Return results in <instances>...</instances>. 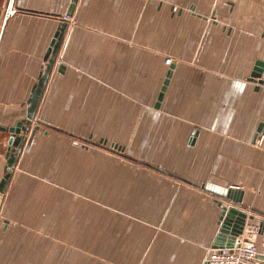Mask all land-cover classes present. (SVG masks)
<instances>
[{
    "label": "crops",
    "instance_id": "crops-1",
    "mask_svg": "<svg viewBox=\"0 0 264 264\" xmlns=\"http://www.w3.org/2000/svg\"><path fill=\"white\" fill-rule=\"evenodd\" d=\"M8 2L0 128L25 117L59 19L68 27L2 198L0 264H201L230 188L264 219V66L251 79L264 0H77L71 16V0H14L5 20ZM84 234L100 239L98 263Z\"/></svg>",
    "mask_w": 264,
    "mask_h": 264
},
{
    "label": "water",
    "instance_id": "water-1",
    "mask_svg": "<svg viewBox=\"0 0 264 264\" xmlns=\"http://www.w3.org/2000/svg\"><path fill=\"white\" fill-rule=\"evenodd\" d=\"M76 2L77 0H71L69 10L67 12L68 16H71ZM13 3L14 0H9L6 9L5 20L14 12L12 11ZM67 27L68 22L65 19H59V24L57 26L54 38L44 57V63L42 65V69L40 70L39 77L36 83L33 85L30 96L25 103V117L16 122L14 126L9 128H0L1 132H7L9 134L4 154L5 164L3 168V175L0 178V208L2 204V197L6 192V188L13 173V169L16 166L19 155L26 142L28 131L30 130V136H33L39 129L38 125L32 127V123L35 118L46 83L56 62ZM263 66L264 64L261 62L256 63V68L254 69V73L251 75V79L260 78L262 76ZM59 68L62 69L63 66H60ZM173 68L174 65H171L169 68L166 79L164 80L163 86L160 90L158 101H160L164 96ZM112 147L118 148V146H115V144ZM243 195L244 192L242 190L230 188L227 191L224 199L219 202L221 212L218 222L219 232L216 236L214 244L215 247L232 245L236 238L242 233L247 220H257V217L254 214H251L242 208L241 203ZM259 225L261 226V229L264 230V219L259 221Z\"/></svg>",
    "mask_w": 264,
    "mask_h": 264
},
{
    "label": "built area",
    "instance_id": "built-area-1",
    "mask_svg": "<svg viewBox=\"0 0 264 264\" xmlns=\"http://www.w3.org/2000/svg\"><path fill=\"white\" fill-rule=\"evenodd\" d=\"M171 60H166L167 65ZM260 236V242L256 239ZM264 262V230L255 221L247 220L242 233L228 246L208 248L201 264H262Z\"/></svg>",
    "mask_w": 264,
    "mask_h": 264
},
{
    "label": "rangeland",
    "instance_id": "rangeland-1",
    "mask_svg": "<svg viewBox=\"0 0 264 264\" xmlns=\"http://www.w3.org/2000/svg\"><path fill=\"white\" fill-rule=\"evenodd\" d=\"M93 145H94V147H98L99 149H107L106 145H104V144L102 145V144L95 143ZM112 154H115L118 157V155H117L118 153L114 152ZM117 213H118V211H117ZM96 218H98V220H95V225H96V229H97L96 231L100 232L101 229H102V225H103V218L101 219L100 216L96 217ZM85 235L86 234L79 235L77 237L78 244H79L80 247H85V248L89 244L91 246V247H89V248H91V250L93 249L92 246L95 245L97 248L94 249L95 250L94 259H95V262L98 263L100 260H102V256H103L102 247L100 246V242H99L100 239L97 238L96 240H94V238H90V237H87ZM66 243L67 244H73V245L76 244V242L71 240V239L67 240L66 238H63V244H66ZM91 258H92V254H91Z\"/></svg>",
    "mask_w": 264,
    "mask_h": 264
}]
</instances>
